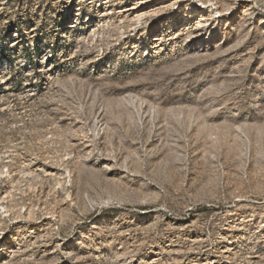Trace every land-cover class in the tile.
<instances>
[{"label": "rangeland", "instance_id": "1", "mask_svg": "<svg viewBox=\"0 0 264 264\" xmlns=\"http://www.w3.org/2000/svg\"><path fill=\"white\" fill-rule=\"evenodd\" d=\"M141 1L0 0V264H264V0Z\"/></svg>", "mask_w": 264, "mask_h": 264}, {"label": "bare ground", "instance_id": "2", "mask_svg": "<svg viewBox=\"0 0 264 264\" xmlns=\"http://www.w3.org/2000/svg\"><path fill=\"white\" fill-rule=\"evenodd\" d=\"M177 2L185 4L186 2H188V0H177ZM137 4L138 5L132 6L131 8L125 10L122 9L123 11L119 10L120 11L119 13L122 14L124 13L125 15H127V17L130 18L142 19L144 17H150L156 15L158 11L157 9L159 8V6H162L163 2H159L158 0H142ZM110 14H113V12L111 11ZM213 20L214 19H212V21Z\"/></svg>", "mask_w": 264, "mask_h": 264}]
</instances>
